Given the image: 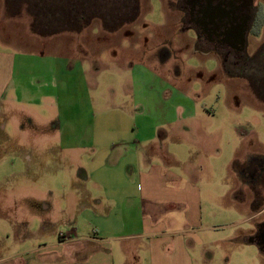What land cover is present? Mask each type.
<instances>
[{"label": "rangeland", "instance_id": "1", "mask_svg": "<svg viewBox=\"0 0 264 264\" xmlns=\"http://www.w3.org/2000/svg\"><path fill=\"white\" fill-rule=\"evenodd\" d=\"M115 1L0 0V52L17 53L38 104L47 94L46 107H15L19 136L0 144V264H143L129 238L138 212L117 182L129 186L145 138H164L150 153L176 156L165 163L199 190L207 240L191 254L264 264L245 243L264 221V100L253 89L264 73L226 74L220 56L198 52L182 0ZM262 44L258 28L249 54Z\"/></svg>", "mask_w": 264, "mask_h": 264}, {"label": "crops", "instance_id": "2", "mask_svg": "<svg viewBox=\"0 0 264 264\" xmlns=\"http://www.w3.org/2000/svg\"><path fill=\"white\" fill-rule=\"evenodd\" d=\"M17 58V53L0 52V144L4 145L15 143L19 136L18 123L14 116H11L15 107H20L22 103L28 106L46 107L47 94L41 95L43 98L39 99L38 104L30 86L31 83L28 82L27 84L30 85H27L25 89L19 84L20 74L16 73ZM44 85L40 90L41 93L47 89V85ZM161 108L157 107V117L163 113ZM147 114L150 116L149 113ZM152 122L155 123L156 120ZM165 124V122L155 124L154 131L157 127L163 128ZM161 139L145 138L140 141L139 143L142 144L140 152L134 153L137 161L130 163L133 164V171L127 178L129 186L127 187L125 182L122 184L121 180L117 182L120 187L126 188V192H129L123 202L134 203V208L138 212L137 232L129 238L140 241L143 245L140 249L145 256L143 264H219L221 259L212 254L207 257L196 256L189 250L190 244L200 248L205 247L207 240L206 237L204 239L201 237L204 235H200L203 213L198 199L199 190L195 184L187 179L184 180L182 174L179 175L178 171L181 170H175L174 167L178 165L176 156L167 154L165 150L161 151V154L150 153L153 150L151 145L155 142L162 144L164 138ZM70 140L73 139H66L67 142ZM1 150L7 153L4 147ZM165 153L173 160H177L173 166L165 163ZM131 190L137 193L135 198L130 195ZM261 214L262 212L257 215ZM179 223L182 227H178ZM245 241L247 245H250L248 240ZM223 242L228 244V239H224Z\"/></svg>", "mask_w": 264, "mask_h": 264}, {"label": "flooded vegetation", "instance_id": "3", "mask_svg": "<svg viewBox=\"0 0 264 264\" xmlns=\"http://www.w3.org/2000/svg\"><path fill=\"white\" fill-rule=\"evenodd\" d=\"M188 9L186 31L196 34V50L222 59L223 70H248L258 55L249 54V37L261 25V9L255 0H182ZM263 25L261 29H263ZM262 32V31H261ZM264 221L257 225V236L264 251Z\"/></svg>", "mask_w": 264, "mask_h": 264}, {"label": "trees", "instance_id": "4", "mask_svg": "<svg viewBox=\"0 0 264 264\" xmlns=\"http://www.w3.org/2000/svg\"><path fill=\"white\" fill-rule=\"evenodd\" d=\"M98 1V0H97ZM101 1H105V0H100V4H105L106 2L101 3ZM110 1H115V0H108V2ZM118 1H115V3ZM116 5H120V4H116ZM123 23V22H122ZM120 26V25H116V24H112V26ZM262 25L259 24V28H261ZM262 70V73H264V44L260 50V52L258 53V55L251 61V66L250 69L248 71H251V73H257L259 74V71ZM261 74V72H260ZM253 80L250 82L254 85V82H256V78H252ZM260 82L256 83L255 87L253 86V89L255 91V95L258 97L259 100L263 99L264 100V87L260 86Z\"/></svg>", "mask_w": 264, "mask_h": 264}, {"label": "water", "instance_id": "5", "mask_svg": "<svg viewBox=\"0 0 264 264\" xmlns=\"http://www.w3.org/2000/svg\"><path fill=\"white\" fill-rule=\"evenodd\" d=\"M262 226H264V224H263ZM248 243H249L250 245H256L257 247H259L260 251H261L262 253H264V251H263L262 248H261L260 240H259V238H258L257 236H252V237H250V238L248 239Z\"/></svg>", "mask_w": 264, "mask_h": 264}]
</instances>
